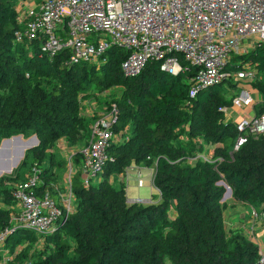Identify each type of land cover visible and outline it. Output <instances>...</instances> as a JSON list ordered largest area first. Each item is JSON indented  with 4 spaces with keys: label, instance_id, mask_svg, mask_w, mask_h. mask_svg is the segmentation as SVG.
Instances as JSON below:
<instances>
[{
    "label": "trees",
    "instance_id": "trees-1",
    "mask_svg": "<svg viewBox=\"0 0 264 264\" xmlns=\"http://www.w3.org/2000/svg\"><path fill=\"white\" fill-rule=\"evenodd\" d=\"M17 3L18 0H0V87H13L15 96L11 103L9 95H0V144L2 139L24 135L28 128L55 139L65 135L73 123L79 127L74 113L78 103L71 106L73 91L77 93L85 81L99 86L109 77L114 82L131 81L134 88L131 99H114L123 108L115 132L123 128V117L139 118L145 107L150 109L155 127L148 130V138L141 135L128 139L124 151L117 141L110 144L100 184L85 186L80 173L73 175L77 206L53 232L38 235L13 221V185L26 176H2L0 202L5 206L0 205V234L5 233V248H10L6 250L18 252L16 246L45 236L48 244L54 243L52 250L32 264H167V260L171 264H255L260 258L259 246L245 233L226 235L221 208L225 189L218 185L226 180L238 203L264 213V134L250 137L236 149L239 131L234 120L227 117L231 111L223 110L232 105L234 95L229 98L227 90L229 83L234 86L236 82L204 88L191 99L188 80L195 72L193 67L171 75L152 63L139 75L126 77L120 66L121 54L111 55L100 68L91 64L64 66V53L52 57L37 42L28 44L17 39L16 32L21 29ZM241 62H250L257 68L259 77L254 86L264 98V44L247 54H234L228 69L237 72L243 67ZM234 90L239 91L237 85ZM55 107L62 120L51 122L48 115ZM256 109L258 115L264 113V102ZM197 111H201L196 117L206 129V137L212 136L205 140L222 147L217 148L211 161L189 163L185 160L195 153L182 145V127L193 120ZM41 150L45 152V147ZM82 155L74 153L73 161L78 163ZM35 156L36 161L42 160L41 152ZM133 161H148L149 165L156 162L153 182L161 190L157 204L129 203L125 185L115 187L105 179L104 174L111 170L126 172ZM57 164L59 169L67 166L64 160ZM41 176L52 179L54 168L49 167ZM39 189L48 190L47 183L44 181ZM56 193L54 190L51 194ZM21 253H15V257Z\"/></svg>",
    "mask_w": 264,
    "mask_h": 264
},
{
    "label": "built area",
    "instance_id": "built-area-1",
    "mask_svg": "<svg viewBox=\"0 0 264 264\" xmlns=\"http://www.w3.org/2000/svg\"><path fill=\"white\" fill-rule=\"evenodd\" d=\"M17 10L21 27L17 39L37 42L52 57L64 53L62 63L67 67L91 64L100 68L113 54L123 57L120 66L126 77L139 75L152 63L171 75L193 67L188 80L191 99L204 88L235 80L239 91L232 98L233 111L227 112L239 131L235 148L264 134V113L258 115L256 109L264 102L254 86L257 68L241 62L243 67L237 72L228 69L234 54L244 55L264 44V0H18ZM117 112L115 106L106 120L95 124L79 162H68L67 192L57 189L60 201L49 190L40 191L44 181L36 167L14 183L20 223L43 235L68 220L75 210L72 177L80 173L89 186L102 176L108 148L118 137L111 130ZM212 158L213 152H198L188 162ZM144 181L139 187H145ZM130 199L142 202L140 196ZM251 216L254 234L255 223L264 219V213L252 209ZM0 242H5V233L0 234ZM2 253L1 264H12L14 255L8 250ZM263 254L255 264H264Z\"/></svg>",
    "mask_w": 264,
    "mask_h": 264
},
{
    "label": "rangeland",
    "instance_id": "rangeland-1",
    "mask_svg": "<svg viewBox=\"0 0 264 264\" xmlns=\"http://www.w3.org/2000/svg\"><path fill=\"white\" fill-rule=\"evenodd\" d=\"M92 73L93 72L89 73L87 78L90 77ZM106 80L112 84L107 86V82H102L101 85L97 86L93 83H88V81H85V85L81 86L77 93L73 91V95L70 98L72 100L71 106H73L74 103H78L79 109L77 111L74 110V113L78 117L79 121H77V123L79 127H77L76 123H73L72 128H66L65 135L55 139H50L48 135L41 133L39 134V132L34 131V129L31 130L28 128L27 133L22 135V137L24 141H28L34 137L37 138L36 142H38V146L34 148V151L41 152L42 160L40 162L36 161L35 154L37 152L30 151L28 154H26L25 159L22 158L20 160L19 167L14 166L12 168L11 174L18 173L19 175L24 174L27 176L33 172L34 167H36L41 172H46L49 167H52L54 168L53 178L46 180L43 177V181L47 183V189L50 191V193H52L54 190L57 191V189L63 193H66L70 178L68 172V162L70 160H74V153L83 152L87 149L92 137L93 127L101 120H106L107 117L113 113L115 106L118 109L117 115L119 116L120 109L123 110V108L114 101L115 98H123L124 96H128L129 99L132 98L134 88L132 87L133 84L131 81L114 82L110 77ZM233 82L235 83L236 81L233 80ZM229 85L230 86L229 90H227V96L231 98L234 95V88H236L237 83L234 84V86L230 83ZM12 89L13 87L7 86V84L4 85V88L0 87V95H9L11 103L15 99ZM56 109H58V107H55L53 112L48 115L49 118L47 120H50L51 122L62 120L59 119L60 114L56 111ZM205 109L207 110L208 106H206ZM223 110L227 112L229 110L233 111L232 105L230 104L228 106H224ZM198 114H201V111H197L193 117V120L187 122L182 127L183 135L181 137V143L184 145L186 151H189L193 154L198 152H213V154H215L217 148L222 147V145H220L218 142L216 143L215 141L211 143L205 140L212 139V136L206 137V129L204 130V126L196 117ZM153 121L154 118L150 109L145 107L141 110V115L139 118L135 116L123 117L122 122L125 124L122 125L123 128L120 131L117 130V132H115L117 129L116 122L112 123L111 130L117 133L118 137L115 141L121 144V147H123L122 151L127 149L126 143L128 139L141 135H145L148 138V130L155 127ZM58 126V123L55 124L56 130H58ZM43 147H45V152H42L41 150ZM154 153L155 152H153L150 157H153ZM183 158L184 157L180 159L183 160ZM60 160L67 162L66 168L59 169L57 163ZM185 161L188 162V159ZM155 171L156 162H153L149 165L148 161L141 163L133 161V163L126 169V172L115 173L111 170L110 172H106L104 176L105 179L108 180L109 185L115 187H118L121 183L125 185L126 196L129 203L132 202L130 199L132 196L130 195L139 194L142 198V202H136V204L151 205L157 204L161 199V192H159V190L153 186L154 184H151V181L154 180ZM6 175L10 174H5V176ZM140 179L143 181L145 180V187H140L139 190L129 188L131 186L139 187V182L141 181ZM95 183L100 184V180L97 179ZM148 185L151 188H149ZM218 185L224 187L225 189L223 198L221 200V208L226 235L230 236L236 232L245 233L248 240L257 244L259 246L260 252L264 253V219L255 223L254 234L251 233V227L254 224V220L251 216L252 209H255L256 211L258 210L252 206L238 203L234 198L233 190L232 192H229V187L231 188V186L226 180L220 181ZM54 197L60 201V195L58 193H56ZM77 203L78 201L75 198V208ZM0 205L5 206L2 202H0ZM6 206H9V204ZM10 207L11 212L13 213V221L16 223L20 218V206L16 202L14 205L10 204ZM77 213L78 212H76V214ZM69 240L74 245L73 238L70 237ZM46 241L47 239L45 236H39L34 238L31 242H25L21 246H16L15 250H18V252L15 253H19L21 251L22 253L21 255L15 257L14 251L10 252L12 255H14L15 262H13V264H32L34 261H37L43 257H47L51 252L54 243L50 242V244H48ZM5 242H0V253L6 249L10 250L9 247L5 248ZM167 264L171 263L167 260Z\"/></svg>",
    "mask_w": 264,
    "mask_h": 264
},
{
    "label": "water",
    "instance_id": "water-1",
    "mask_svg": "<svg viewBox=\"0 0 264 264\" xmlns=\"http://www.w3.org/2000/svg\"><path fill=\"white\" fill-rule=\"evenodd\" d=\"M36 141V137L24 141L21 134L2 140L0 144V178L5 174H11L14 166L19 167L20 160L25 159L26 154L38 146ZM229 192H232L230 187Z\"/></svg>",
    "mask_w": 264,
    "mask_h": 264
},
{
    "label": "crops",
    "instance_id": "crops-1",
    "mask_svg": "<svg viewBox=\"0 0 264 264\" xmlns=\"http://www.w3.org/2000/svg\"><path fill=\"white\" fill-rule=\"evenodd\" d=\"M237 114H238V113H236V116H237ZM129 188H134L135 190H139V189H140V187H136V186H131V187H129ZM130 196L135 197V196H140V195H139V194H136V195L133 194V195H130ZM130 198H131V197H130ZM173 210H174V209H173ZM173 210H172V211H173ZM172 214H173V213H172Z\"/></svg>",
    "mask_w": 264,
    "mask_h": 264
}]
</instances>
